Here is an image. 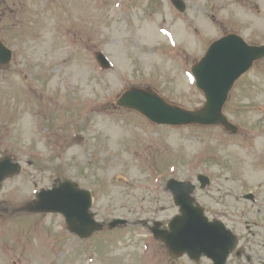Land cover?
<instances>
[{
	"label": "rangeland",
	"instance_id": "374dc122",
	"mask_svg": "<svg viewBox=\"0 0 264 264\" xmlns=\"http://www.w3.org/2000/svg\"><path fill=\"white\" fill-rule=\"evenodd\" d=\"M117 1L120 5L113 7L116 14L112 15L109 8ZM165 1L55 0L50 8L41 0H15L17 16L13 20L18 25L15 36H10L15 38L3 39L14 48L20 68L13 66L0 72V153L15 155L25 165L20 173L4 180L0 190V264H43L45 247L54 250L49 264H59L63 254L64 264L68 256L72 257L69 264L75 259L77 264H132L124 259V247L131 248L128 239L134 233L145 232L141 227L122 230V235L128 234L123 241L108 233L82 241L67 231L58 214L14 210L29 202L34 190L51 186L57 178H71L89 188L94 197L93 211L106 220L117 216L168 218L176 212L163 189L169 178L195 182L197 174L204 173L213 183L231 191V196L225 197L212 185L209 189L213 193L209 190L208 194L199 192L200 196H196L203 205L210 196L221 195L232 201L239 180L252 179L253 185L264 181V166L256 163L257 155L264 154V115L255 111V107L264 110V62L257 63L234 85L224 106L239 127L236 133L219 126H157L117 106L116 99L131 85L151 86L169 102L188 109L204 102L185 76L194 57L188 60L179 58L181 53L163 55L157 48L161 37L158 26L172 29L179 16L165 6ZM217 1L222 2L215 0L216 4H220ZM186 3L193 5L190 0ZM222 8L225 10L215 9L216 17L236 22L233 29L250 42L264 41V0H227ZM129 10L140 15L136 24L139 39L131 36L122 18ZM155 16L162 18L155 29L158 41L151 39L154 24L144 28L151 38H146L140 29L142 23ZM219 23L204 27L206 39L219 35ZM176 37L180 46L192 51L195 62L204 47L197 40L189 46L187 35L179 30ZM98 51L112 61L109 69L99 68L93 61ZM23 62L30 68L22 70ZM32 70L38 74L42 70L43 77ZM37 80L47 88L39 91V96L44 91L52 97L50 105L46 102L41 123L47 121L55 127L62 121L68 124L73 103L89 102L102 106L104 112L85 120L82 114L73 116L71 121L77 127H65L58 154L51 153L54 146L50 136L54 133L43 130L45 125H40L35 113L29 111L37 101L29 96L23 105L16 102L27 88L38 90ZM64 88L68 92L62 93ZM66 95L72 102L67 109L57 104L63 103L62 96ZM11 106L16 116L10 113ZM105 120L115 124L113 130L108 129ZM73 133H78L77 138L69 136ZM35 141L45 145L33 144ZM133 214L137 216L130 217ZM110 238H117V246L106 249L108 242L104 241ZM134 251L138 252V248Z\"/></svg>",
	"mask_w": 264,
	"mask_h": 264
},
{
	"label": "water",
	"instance_id": "95a60500",
	"mask_svg": "<svg viewBox=\"0 0 264 264\" xmlns=\"http://www.w3.org/2000/svg\"><path fill=\"white\" fill-rule=\"evenodd\" d=\"M237 47L233 53L227 55L225 58L227 61L239 62L243 65L252 58V55H256V50L252 52V55L249 54L248 48H246L242 43H236ZM213 51L218 52L221 57L224 54V46L222 43H218L214 46ZM209 63H205L200 66L197 70V75L200 79L199 85L204 88L208 93L209 103L207 105V110H204L201 113H189L178 108H166L160 104L156 99L151 100L142 96V101L139 104L136 100H131L127 104L131 105L134 108L140 109L145 112L148 116L158 122H167L172 124H180L187 122H199V123H209V122H220L219 119L209 120V117L218 118L216 116L217 112H214L217 107L214 97L212 96L211 88L215 87V97L223 99L226 96V93L230 87V83L235 77L234 74L226 75L219 72L217 69L209 71ZM137 95V94H135ZM146 106V107H145ZM7 170L5 171L6 174ZM2 170H0V180L5 175ZM169 187L175 192L176 202L181 206V211L183 212L182 216L177 217L171 227L173 231H178V237L183 241V247L186 248L190 245V235L189 227L191 219L190 215L195 214L194 219V228L198 232L194 235L195 238L198 235H204L208 239V223L201 218V213L191 206V199L188 196V192L192 187L186 189L182 186L181 183L175 181H170ZM89 206V198L87 193L80 192L76 190L73 186L63 184L58 189H55L51 192H47L42 195V200L36 208L44 210H56L64 212L68 218V222L72 229H77V223H81L82 226L86 223L91 222L90 217L87 214V208ZM201 225V226H200ZM211 238L213 237L214 227L210 226ZM171 246L172 236L169 235L166 239ZM172 247V246H171ZM173 247L175 245L173 244Z\"/></svg>",
	"mask_w": 264,
	"mask_h": 264
},
{
	"label": "flooded vegetation",
	"instance_id": "af4514ba",
	"mask_svg": "<svg viewBox=\"0 0 264 264\" xmlns=\"http://www.w3.org/2000/svg\"><path fill=\"white\" fill-rule=\"evenodd\" d=\"M245 216L244 214H239ZM233 222L230 218H226ZM236 225V222H235ZM237 227V225H236ZM253 224L240 229L237 235V246L225 260V264H264V242L260 245L259 236L252 231ZM170 264H213V261L206 256L194 258L182 254L177 258L170 259Z\"/></svg>",
	"mask_w": 264,
	"mask_h": 264
},
{
	"label": "bare ground",
	"instance_id": "6f19581e",
	"mask_svg": "<svg viewBox=\"0 0 264 264\" xmlns=\"http://www.w3.org/2000/svg\"><path fill=\"white\" fill-rule=\"evenodd\" d=\"M100 113V110H98V108H93L91 109L90 113H88V115H93V114H97ZM108 128H111V126H108Z\"/></svg>",
	"mask_w": 264,
	"mask_h": 264
}]
</instances>
